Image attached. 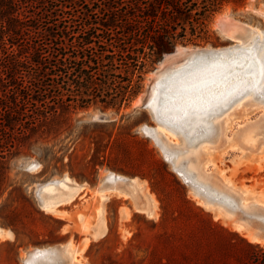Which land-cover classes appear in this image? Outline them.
<instances>
[{
  "label": "rangeland",
  "instance_id": "rangeland-1",
  "mask_svg": "<svg viewBox=\"0 0 264 264\" xmlns=\"http://www.w3.org/2000/svg\"><path fill=\"white\" fill-rule=\"evenodd\" d=\"M224 13L255 29L244 44L254 43L264 51V0H243L213 15L205 40L177 43L163 54L180 46L240 43L218 32L215 21ZM162 55L148 67L140 92L127 107L74 110L54 132L41 138L35 133L18 150L5 152L0 264H29L30 251L52 247L57 250L51 264H184V240L204 244L196 247L213 257L219 251V258L228 255L233 262L237 257L252 261L251 252L264 250L255 219L264 214V93L238 95L211 117L218 121L216 129L189 135L192 128L184 132L160 123L156 113L138 106ZM28 79L24 77L23 84L28 85ZM152 94L151 89L149 97ZM99 114L108 119H95ZM211 118L207 121L213 123ZM156 126L162 143L179 149L176 159H185L186 168L212 190L235 191L245 211L228 201L196 195L192 182L180 175L155 136L146 131ZM48 185L56 198L69 194L68 199L40 200ZM44 201L53 209L44 208ZM88 205L90 216L85 217ZM207 222L217 230L208 231ZM239 237L259 246H247Z\"/></svg>",
  "mask_w": 264,
  "mask_h": 264
},
{
  "label": "trees",
  "instance_id": "trees-1",
  "mask_svg": "<svg viewBox=\"0 0 264 264\" xmlns=\"http://www.w3.org/2000/svg\"><path fill=\"white\" fill-rule=\"evenodd\" d=\"M242 2L0 0V175L6 151L54 132L72 111L127 107L155 60L177 43L205 40L213 15ZM207 230L217 228L207 222ZM196 246L204 244L183 241L184 264H264L262 248L233 262Z\"/></svg>",
  "mask_w": 264,
  "mask_h": 264
},
{
  "label": "bare ground",
  "instance_id": "bare-ground-1",
  "mask_svg": "<svg viewBox=\"0 0 264 264\" xmlns=\"http://www.w3.org/2000/svg\"><path fill=\"white\" fill-rule=\"evenodd\" d=\"M194 60L197 62L171 72V75L176 76L174 80L176 87L173 92L161 89L163 104L159 107L163 118L169 122L162 120L160 123L184 132H189V128H192L189 135L203 128L209 129L213 126L215 128L218 121L211 117L218 116L216 113L225 108L232 98L245 92L254 93L264 88V51H261L254 43H239L217 56H198ZM168 76L166 74L162 78ZM177 116L181 117L180 120L176 119ZM209 118L213 120V123L207 121ZM158 127L160 126L152 130L159 136L162 131ZM50 185L42 188L45 194L42 197L43 200L55 194L54 189L50 190ZM47 204L49 203L45 202L44 208L53 209L54 206ZM38 255L36 251L31 252L26 261L29 264H40L36 261ZM33 261L35 262L32 263Z\"/></svg>",
  "mask_w": 264,
  "mask_h": 264
},
{
  "label": "water",
  "instance_id": "water-1",
  "mask_svg": "<svg viewBox=\"0 0 264 264\" xmlns=\"http://www.w3.org/2000/svg\"><path fill=\"white\" fill-rule=\"evenodd\" d=\"M216 28L218 32L226 39L229 40H240V43H245L248 40H250L251 35L253 34L254 30L253 28L249 27L246 23L241 22L233 17H230L227 14H220L217 16L216 21H215ZM236 44H239L237 42ZM222 46L219 48H205V47H195V48H190V47H185V46H180V47H175L173 51L165 53L162 55L161 59L157 62L158 66L155 67L152 71V78H150V81L148 83V88L146 89V93L144 96H141L138 102L140 101V104L138 105L139 107H148L152 113H156L158 117L161 118L162 120H165L162 116L160 107L163 104L162 103V95H161V89L162 90H169L170 92H173L175 90V83L174 80L176 79V76L171 75V72L175 69L179 68H186L191 64H194L197 62L195 61L194 58L200 56H217L222 52L228 51L232 46ZM169 75L168 77H164L165 75ZM154 92V94L149 97L150 92ZM263 89V88H262ZM263 91L258 90L255 95L263 94ZM238 96L234 97L230 102H233ZM149 98V99H148ZM136 106V107H138ZM160 106V107H159ZM180 116L176 117L177 120H180ZM95 119L98 120H106L108 119L104 114H99L95 116ZM148 132L153 134L155 136L156 141L162 146L164 151L166 152V155L168 159L171 160L172 165L175 167V169L180 173L182 177L187 182H192L193 186V191L196 195H202L206 196L208 198L207 201H228L230 202L231 206L233 207L236 205L242 212L245 210L243 207L239 205V200L238 196L235 194V191L229 190V189H222L220 191H214L211 189V187L207 184L202 183L197 177L196 173L192 171H188L186 169V160L185 159H176V155L179 153V149H176L175 147L171 146L168 147L167 145H164L162 143V137L156 135V133L150 128H146ZM153 131V133H152ZM201 131V130H200ZM198 131V132H200ZM197 132V133H198ZM45 185V184H44ZM44 191L39 194L40 200L43 201L44 197ZM57 196L54 197V202L57 203L58 201H65L68 198L60 197L56 198ZM214 199V200H212ZM52 203V202H51ZM53 205V204H51ZM230 206V207H231ZM229 206H227V209H231ZM255 219L259 221L260 227L258 230L261 231L260 238L264 240V214H256ZM52 249H54L52 247ZM51 248H46V249H37L36 253L39 255L36 256V261L39 262L40 264H51L53 257H52V252H55L57 250L54 249L52 250ZM32 252V251H30ZM29 252V253H30Z\"/></svg>",
  "mask_w": 264,
  "mask_h": 264
},
{
  "label": "crops",
  "instance_id": "crops-1",
  "mask_svg": "<svg viewBox=\"0 0 264 264\" xmlns=\"http://www.w3.org/2000/svg\"><path fill=\"white\" fill-rule=\"evenodd\" d=\"M57 189H58V187H57ZM55 196H56V194L52 195L51 197H55ZM85 206H87V205H85ZM90 209H91L90 205H88V207L85 209V211H83V215H85V217L90 216V211H89ZM65 224H67V223H65ZM69 229L70 228H65L66 231H69Z\"/></svg>",
  "mask_w": 264,
  "mask_h": 264
}]
</instances>
